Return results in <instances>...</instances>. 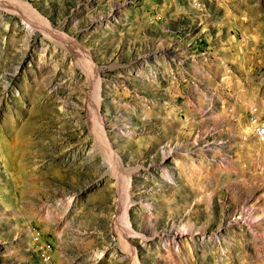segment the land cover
<instances>
[{
    "label": "rangeland",
    "instance_id": "obj_1",
    "mask_svg": "<svg viewBox=\"0 0 264 264\" xmlns=\"http://www.w3.org/2000/svg\"><path fill=\"white\" fill-rule=\"evenodd\" d=\"M257 126L264 0H0V264H264Z\"/></svg>",
    "mask_w": 264,
    "mask_h": 264
},
{
    "label": "built area",
    "instance_id": "obj_2",
    "mask_svg": "<svg viewBox=\"0 0 264 264\" xmlns=\"http://www.w3.org/2000/svg\"><path fill=\"white\" fill-rule=\"evenodd\" d=\"M263 132H264V128H262V126H257V127L255 128V133H260V139H261V140H264V139H263Z\"/></svg>",
    "mask_w": 264,
    "mask_h": 264
},
{
    "label": "bare ground",
    "instance_id": "obj_3",
    "mask_svg": "<svg viewBox=\"0 0 264 264\" xmlns=\"http://www.w3.org/2000/svg\"><path fill=\"white\" fill-rule=\"evenodd\" d=\"M93 111H94V110H93ZM90 114H91V113H90ZM98 117H99V116H98ZM99 124H101V123H99ZM258 134L260 135V133H258ZM263 136H264V132H263ZM104 139H105V138H104ZM106 140H107V139H106ZM183 233H184V232H183ZM132 248H133V247H132ZM132 248H131V249H132Z\"/></svg>",
    "mask_w": 264,
    "mask_h": 264
}]
</instances>
